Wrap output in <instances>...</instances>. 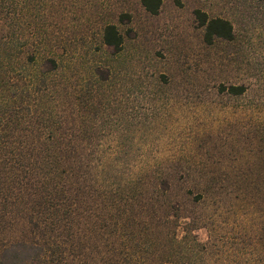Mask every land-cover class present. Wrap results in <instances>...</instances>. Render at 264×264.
<instances>
[{
  "label": "rangeland",
  "instance_id": "1",
  "mask_svg": "<svg viewBox=\"0 0 264 264\" xmlns=\"http://www.w3.org/2000/svg\"><path fill=\"white\" fill-rule=\"evenodd\" d=\"M179 1L151 13L141 0H36L23 10L45 18L47 39L22 69L59 60L37 112L100 163L103 201L114 198L119 224H141L129 235L144 263L264 264V0ZM196 8L229 19L233 39L205 42ZM106 23L119 50L103 41ZM20 208L0 215V243L34 238ZM104 231L108 250L128 240Z\"/></svg>",
  "mask_w": 264,
  "mask_h": 264
},
{
  "label": "trees",
  "instance_id": "2",
  "mask_svg": "<svg viewBox=\"0 0 264 264\" xmlns=\"http://www.w3.org/2000/svg\"><path fill=\"white\" fill-rule=\"evenodd\" d=\"M35 1L0 0V215L19 206L31 214L36 232L31 239L1 242L0 264H146L142 250L135 247L136 238L129 235L133 229L132 234L141 231V224L133 219L119 224L121 211L114 198L103 201L92 173L100 163L84 156L86 149L69 140L70 128L56 125L52 112H37L59 60L48 56V69L23 72L25 66L36 64L37 46L47 39L45 18L23 10L34 8ZM141 3L157 13L162 0ZM194 14L205 42L233 39L229 19L209 16L200 8ZM102 38L115 50L122 47L123 36L114 23L103 26ZM221 89L238 94L245 85H222ZM103 208L110 210L108 220ZM129 209L131 204L124 208L128 217ZM106 226L126 230L128 240H122L121 248L112 243L111 250L105 248ZM190 237L186 233V239ZM170 240L174 242L175 236L171 234ZM191 242L206 250L196 239Z\"/></svg>",
  "mask_w": 264,
  "mask_h": 264
}]
</instances>
